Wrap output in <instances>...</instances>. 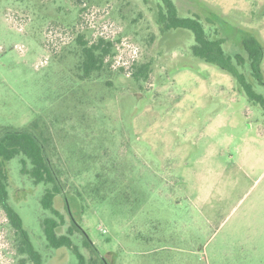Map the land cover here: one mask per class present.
I'll list each match as a JSON object with an SVG mask.
<instances>
[{
	"label": "rangeland",
	"instance_id": "obj_1",
	"mask_svg": "<svg viewBox=\"0 0 264 264\" xmlns=\"http://www.w3.org/2000/svg\"><path fill=\"white\" fill-rule=\"evenodd\" d=\"M173 1L245 60L264 95L240 43L249 33L264 53V0ZM161 6L0 0V127L35 121L50 138L65 181L57 233L72 231L86 264H264L263 109L192 53L189 30H160ZM100 39L104 63L82 78V47ZM261 68L264 80V56ZM20 157L7 163L9 203L43 264H75L70 249L48 246L46 185L21 172ZM17 238L0 208V264H33Z\"/></svg>",
	"mask_w": 264,
	"mask_h": 264
},
{
	"label": "trees",
	"instance_id": "obj_2",
	"mask_svg": "<svg viewBox=\"0 0 264 264\" xmlns=\"http://www.w3.org/2000/svg\"><path fill=\"white\" fill-rule=\"evenodd\" d=\"M161 3L162 6L157 14L160 30L163 32L172 29L189 30L194 38V43L191 46L192 53L203 61L215 64L231 74L247 98L258 103L264 112V95L256 92L246 74L239 68L245 65V60L239 55L228 54L223 48V38H211L198 16H180L173 0H161ZM102 43L104 41L100 39L96 44L82 47V60L79 63L82 78L89 77L102 67L103 56L106 52ZM240 43L247 54V64L251 76L258 84L264 85L261 68L264 56L263 46L249 33H242ZM100 49L102 51H99ZM138 73V76L146 75V67L142 66ZM18 155L21 156V172L29 175L35 183L46 185L40 198V204L43 209L49 210L53 214L42 220V229L48 246L51 248L66 247L75 255V264H86L84 255L72 241V231L68 234L57 233V227L63 221V215L54 207V202L58 194L64 193L65 181L62 180L60 170L56 167L51 155L50 138L44 134L35 121L20 129L0 127V208L18 237V251L29 257L33 264H43L42 255L33 245L28 231L23 226L20 214L9 203L7 163ZM71 221L73 226L85 235L84 244L95 249L86 232L72 215Z\"/></svg>",
	"mask_w": 264,
	"mask_h": 264
}]
</instances>
